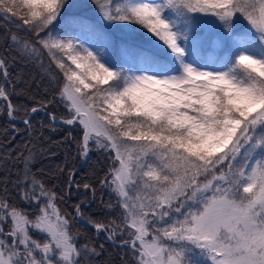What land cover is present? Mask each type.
I'll list each match as a JSON object with an SVG mask.
<instances>
[{"label": "snow or ice", "instance_id": "obj_1", "mask_svg": "<svg viewBox=\"0 0 264 264\" xmlns=\"http://www.w3.org/2000/svg\"><path fill=\"white\" fill-rule=\"evenodd\" d=\"M96 4L0 0L10 120L22 110L26 131L39 118L83 162L110 161L98 186L68 169L85 197L73 216L32 172L31 141L0 150V264H97L105 244L120 264H264V0ZM19 62L47 81L30 108L9 99ZM98 191L107 216L84 211ZM77 218L95 232L83 243Z\"/></svg>", "mask_w": 264, "mask_h": 264}, {"label": "trees", "instance_id": "obj_2", "mask_svg": "<svg viewBox=\"0 0 264 264\" xmlns=\"http://www.w3.org/2000/svg\"><path fill=\"white\" fill-rule=\"evenodd\" d=\"M2 52L3 50L0 49V54H2ZM219 54L222 55L223 52L220 51ZM12 55H14V53L9 54L10 59ZM10 71L12 73L11 78L13 84L17 90L16 93H13L9 97L11 103L13 105H23L29 108L32 107L34 102L32 98L34 97L38 100L44 95L47 81L45 80L43 84L40 83V70L31 64L25 66L23 62H19L15 64ZM17 74H19V77ZM2 83L3 78L0 77V84ZM37 84H40V87H37ZM9 87H11V85ZM5 105L6 101L0 100V150L8 152L23 150L25 143L31 141L30 147L33 148L34 152L32 172L42 173L43 175L38 176V178L45 180L49 187L55 185L54 190L57 193H62L64 195L63 201H57V207L61 212L69 213L74 216V205L85 199V197L83 195H78L75 187L72 188L70 194L68 193V169L75 170L82 160L76 156L74 144L69 145L60 142L67 130L62 129L53 133L45 129L43 135H40L38 123L39 118H37L36 121H33L36 131H26L24 124L10 120ZM57 111L63 113L64 108L58 106ZM16 117L22 119L23 111H18ZM13 123L15 124V132L12 130ZM75 134H80L79 128L75 129ZM5 144L8 145L7 148H5ZM3 151H0V154H3ZM41 152H43V154H41ZM109 165L110 161L107 157L94 150L90 154L88 161L75 170L74 181L81 185L85 182L97 184L98 179L103 176ZM59 168H64V172L60 173L58 170ZM83 191L84 190L81 187L79 192L83 193ZM103 198L105 201L109 200V195L106 191ZM99 203L100 192L98 191L97 200L92 203L91 207H86L84 211L93 216H107L109 213L102 210L101 207H98ZM20 206L26 207V205L23 204ZM118 214L119 210L112 213L113 216ZM77 230L81 233V239H83V234L85 233L95 236L93 229L87 225L81 224L76 219L72 231L75 232ZM147 239L150 240L151 236L149 235ZM105 249L106 250L100 256L96 257L97 264H109V262H111V264H120L119 251L109 244H105Z\"/></svg>", "mask_w": 264, "mask_h": 264}, {"label": "rangeland", "instance_id": "obj_3", "mask_svg": "<svg viewBox=\"0 0 264 264\" xmlns=\"http://www.w3.org/2000/svg\"><path fill=\"white\" fill-rule=\"evenodd\" d=\"M100 2L103 3L105 2V0H100ZM73 3L85 6V7L80 8L79 10L89 12V13H91L97 7L96 0H73ZM79 242L83 243L84 239L79 238Z\"/></svg>", "mask_w": 264, "mask_h": 264}, {"label": "water", "instance_id": "obj_4", "mask_svg": "<svg viewBox=\"0 0 264 264\" xmlns=\"http://www.w3.org/2000/svg\"><path fill=\"white\" fill-rule=\"evenodd\" d=\"M7 114H8V113H7ZM21 121H22V119L16 118L14 122L22 123ZM22 124H23V123H22ZM84 163H85V162L81 161V162L79 163V165L77 166V168H79V167H81L82 165H84ZM78 220H79V222L85 224V223H84L82 220H80L79 218H78ZM85 225H86V224H85Z\"/></svg>", "mask_w": 264, "mask_h": 264}, {"label": "bare ground", "instance_id": "obj_5", "mask_svg": "<svg viewBox=\"0 0 264 264\" xmlns=\"http://www.w3.org/2000/svg\"><path fill=\"white\" fill-rule=\"evenodd\" d=\"M85 163H86V162H85ZM85 163H84V164H85ZM76 169H77V168H76ZM76 169H75V170H76ZM75 170H74V171H75Z\"/></svg>", "mask_w": 264, "mask_h": 264}]
</instances>
